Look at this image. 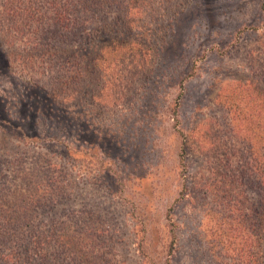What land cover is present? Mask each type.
Here are the masks:
<instances>
[{
  "label": "rangeland",
  "instance_id": "1",
  "mask_svg": "<svg viewBox=\"0 0 264 264\" xmlns=\"http://www.w3.org/2000/svg\"><path fill=\"white\" fill-rule=\"evenodd\" d=\"M174 1L181 2L180 10L187 4L189 9L171 22L174 32L160 61L149 52L141 65L137 57L130 64L118 50L113 71H95L91 81L77 70L78 81L60 86L48 56L53 45L37 57L30 50L36 40L26 32L35 23L31 9L47 2L0 0V164L18 154L22 189L15 192L8 178H0V212L15 211L21 227L47 230L43 210L25 211L24 201L36 200L38 190L22 179L59 187L57 193L67 194L64 226L71 256L75 233L80 250H91L81 253V264H246L244 257L232 262L225 248L228 242L243 247V241L225 239V184L218 188V182L225 176V146L235 145L225 138L232 115L226 97L252 81L249 71L264 64V0ZM160 28L145 40H162ZM150 59L141 76L137 68ZM38 79L55 91L54 102L67 113L68 120L52 131L40 114L48 94ZM11 120L20 126L7 128ZM52 137L68 146L56 145ZM243 162L238 155L230 163L236 168ZM29 167L35 168L34 178ZM248 180L245 190L251 193ZM7 196L21 201L2 207ZM246 201L241 207L249 209ZM101 230L112 235L110 243L96 235ZM245 249L253 259H245L247 264H257L261 250L256 244Z\"/></svg>",
  "mask_w": 264,
  "mask_h": 264
},
{
  "label": "trees",
  "instance_id": "2",
  "mask_svg": "<svg viewBox=\"0 0 264 264\" xmlns=\"http://www.w3.org/2000/svg\"><path fill=\"white\" fill-rule=\"evenodd\" d=\"M164 2L170 5L164 6ZM47 5H43V8L40 7L36 11L31 9L33 23H35L26 32L29 40L33 43L36 40L35 44L31 45V53L40 54L45 46L49 51L51 44L53 45V50L48 56L52 60L54 65L52 72L55 73L60 86L64 84L65 80L75 79L74 82L78 81L73 75L77 70H80L78 75L84 72V78L91 81L96 78V75L91 78L95 71H113L115 64H113L112 57L118 50L127 57L130 64L136 61L134 58L137 57L139 65H141L148 57L149 52L152 53L151 59L158 56V61H160L166 40L168 41L174 32V30L172 32L171 22L176 21L177 17L183 16L189 9L187 4L180 10L181 2L177 3L174 0H48ZM162 7L164 10L161 13ZM163 21H165V25H163ZM150 24L152 27L149 26ZM89 26L93 27L90 29ZM161 26L164 27L163 31L165 30V33L161 34L162 40L161 38L158 42L145 40L147 33L154 34L159 32V29L161 32ZM100 44L105 47L99 48ZM103 50L107 53V57ZM42 55L44 54L37 57ZM110 59L111 65H109ZM151 59L148 64L144 63L146 64L144 67L137 68L141 76L146 68L151 66ZM6 62L9 61L6 60ZM249 72L252 74L253 80L248 84L246 81L240 85L235 95L226 97L229 101H226L225 104H227L229 115H232L228 122L229 128L225 138L234 141L235 145L240 143L242 145L240 147H236L234 144L232 147L225 146L227 149L225 176H222L218 182V188L221 187V183L225 184L226 215L223 219L227 226V228L225 227V239L227 236L229 238L238 236L240 241H243V247H240L239 242L225 244V248L230 249L233 256L231 261L239 263L244 257L243 262L247 264L248 258L253 260L250 251L245 248L248 245L256 244L262 252L259 257H256V263L264 264V82H262L264 64H258L256 69L252 68ZM38 80L37 86L41 84V79ZM83 80L77 84L78 87L82 85ZM259 86L262 88L260 89ZM39 87L40 90L48 94L43 99L45 103L43 109L40 105V110H43V113L40 111V114L46 116L47 124L50 125L49 129L52 131L57 125L66 122L67 113L58 107V102H54L55 91H49L42 84ZM61 98L63 101L66 100ZM53 106L56 108L54 109ZM5 122L7 128L20 126L12 120ZM36 124L37 117L35 118ZM27 139V136L22 138V140ZM50 140L56 145L68 146L66 143L56 140L55 137ZM68 144L71 145L69 142ZM34 148L38 147L34 145ZM244 153H247L246 160L248 161H245ZM238 155L244 162L237 164L236 168H232L231 159ZM17 156L18 154L15 155L13 162L7 161L4 165L0 164V178H8L13 186L12 190L20 192L22 189L19 188L21 178L18 175L20 166L17 163ZM3 158H7L6 153L3 154ZM250 162L251 166L245 168V164ZM243 169L244 173H241ZM26 171H30L34 178L35 168L29 167ZM247 177H249L251 193H247L245 190ZM27 178L28 176H25L22 179L23 184L30 188H36L38 192L36 200L28 198L26 202L24 201L26 203L25 211L34 206L35 209L43 210L44 217L50 227L47 230L33 231L27 225L19 226L15 211L9 209L1 211L0 264H81V253L88 256L87 253L91 250H80L79 237L75 233L74 256L72 257L69 252L67 229L64 226L68 217L65 212L67 194L63 190L57 193L60 188L54 185L50 186L48 180L43 186L35 183L30 177V182H27ZM2 186L4 184L0 182V187ZM47 194L49 197L45 196ZM246 200L251 204L249 209L241 207L243 203L247 202ZM19 201L21 199L18 197L15 201H10V196H7V199L1 198L2 207L6 208L17 206ZM92 217L89 218V222ZM223 234L221 233V236ZM96 235L102 240L108 238V243L113 239L112 235L104 230L96 231ZM93 239L97 240L94 235Z\"/></svg>",
  "mask_w": 264,
  "mask_h": 264
}]
</instances>
